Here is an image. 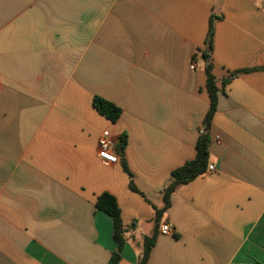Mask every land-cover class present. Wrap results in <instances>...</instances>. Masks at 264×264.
Segmentation results:
<instances>
[{"label": "crops", "instance_id": "0c3cea01", "mask_svg": "<svg viewBox=\"0 0 264 264\" xmlns=\"http://www.w3.org/2000/svg\"><path fill=\"white\" fill-rule=\"evenodd\" d=\"M211 19L215 170L179 186L157 224L205 132ZM94 97L122 109L116 123ZM103 131L116 164L98 157ZM104 193L126 228L119 264L152 236L147 264H264V0H0V264H107Z\"/></svg>", "mask_w": 264, "mask_h": 264}, {"label": "trees", "instance_id": "16d2710c", "mask_svg": "<svg viewBox=\"0 0 264 264\" xmlns=\"http://www.w3.org/2000/svg\"><path fill=\"white\" fill-rule=\"evenodd\" d=\"M213 41L214 20L211 19L205 48L203 50L205 71L207 74L206 88L210 97V108L204 121L205 132L198 139L196 146L197 154L195 159L186 162L183 166L172 171L170 183L164 190V208L162 210H157V224L161 219L162 214L170 207L171 198L176 189L179 186L186 185L196 178L204 175L208 170L210 145L209 129L218 104V88L216 85V78L212 72ZM93 105L101 115L110 120L112 123H116L122 115L121 108L101 97H94ZM125 145L126 137L123 136L120 140L119 149L123 151ZM126 172L131 176L127 168ZM131 187L133 188V185H131ZM96 208L99 211L107 213L113 220V240L117 244V249L113 252L110 261L107 264H119L121 260V252L126 242V228L122 221L121 210L117 200L109 193H104L98 198ZM155 241V236L145 238L143 253L139 257L136 264H147L151 249L155 245Z\"/></svg>", "mask_w": 264, "mask_h": 264}, {"label": "built area", "instance_id": "2783aa9c", "mask_svg": "<svg viewBox=\"0 0 264 264\" xmlns=\"http://www.w3.org/2000/svg\"><path fill=\"white\" fill-rule=\"evenodd\" d=\"M192 70L196 68V63H192L190 66ZM204 130L201 131L203 133ZM98 157L105 164H116L119 160L117 153L115 152L116 142L111 137L109 131H103L100 135L98 142ZM215 170L214 166H209L208 171L212 172ZM173 231V227L170 223H163L160 226V233L169 235Z\"/></svg>", "mask_w": 264, "mask_h": 264}, {"label": "water", "instance_id": "95a60500", "mask_svg": "<svg viewBox=\"0 0 264 264\" xmlns=\"http://www.w3.org/2000/svg\"><path fill=\"white\" fill-rule=\"evenodd\" d=\"M116 148H117V144H116Z\"/></svg>", "mask_w": 264, "mask_h": 264}]
</instances>
